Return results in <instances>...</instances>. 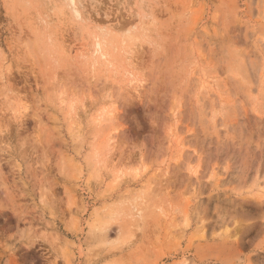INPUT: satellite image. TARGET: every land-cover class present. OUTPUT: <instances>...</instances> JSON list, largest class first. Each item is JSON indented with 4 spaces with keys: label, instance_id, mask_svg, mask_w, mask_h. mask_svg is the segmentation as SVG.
Instances as JSON below:
<instances>
[{
    "label": "rangeland",
    "instance_id": "obj_1",
    "mask_svg": "<svg viewBox=\"0 0 264 264\" xmlns=\"http://www.w3.org/2000/svg\"><path fill=\"white\" fill-rule=\"evenodd\" d=\"M0 264H264V0H0Z\"/></svg>",
    "mask_w": 264,
    "mask_h": 264
},
{
    "label": "bare ground",
    "instance_id": "obj_2",
    "mask_svg": "<svg viewBox=\"0 0 264 264\" xmlns=\"http://www.w3.org/2000/svg\"><path fill=\"white\" fill-rule=\"evenodd\" d=\"M72 1H74V0H72ZM74 5H75V4H74ZM75 11H76V12H78V10H77V9H76Z\"/></svg>",
    "mask_w": 264,
    "mask_h": 264
}]
</instances>
